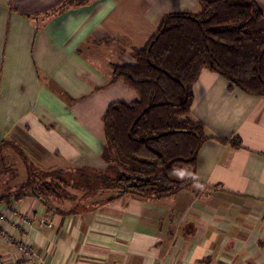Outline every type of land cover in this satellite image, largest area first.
I'll return each instance as SVG.
<instances>
[{"label":"crops","instance_id":"1","mask_svg":"<svg viewBox=\"0 0 264 264\" xmlns=\"http://www.w3.org/2000/svg\"><path fill=\"white\" fill-rule=\"evenodd\" d=\"M197 10V0H0V142L36 167H103L102 114L137 98L112 67L134 62L163 15ZM190 112L211 139L187 190L124 195L80 214L27 190L0 205L11 237L0 238V264H264V94L229 90L202 70ZM13 153L0 149L18 170L5 182L12 196L25 179Z\"/></svg>","mask_w":264,"mask_h":264},{"label":"trees","instance_id":"2","mask_svg":"<svg viewBox=\"0 0 264 264\" xmlns=\"http://www.w3.org/2000/svg\"><path fill=\"white\" fill-rule=\"evenodd\" d=\"M197 1L195 12L163 15L133 52L132 64L112 67L113 80L137 98L111 102L102 114L103 167L40 170L17 146L2 141L0 149L9 146L22 161L25 179L13 196L0 195V205L9 207L28 190L46 208L68 203V211L54 209L80 214L124 195L159 200L193 185L199 149L211 139L190 112L201 71L222 77L229 90L264 94V13L253 0Z\"/></svg>","mask_w":264,"mask_h":264},{"label":"rangeland","instance_id":"3","mask_svg":"<svg viewBox=\"0 0 264 264\" xmlns=\"http://www.w3.org/2000/svg\"><path fill=\"white\" fill-rule=\"evenodd\" d=\"M14 154V153H13ZM15 155V154H14ZM16 156V155H15ZM17 162L20 164V166L22 168L23 167V164L21 161H19L17 158H16ZM2 161V160H1ZM13 161H8L6 158H4V161L1 162L0 164V195L5 193H10L11 194V190L9 186L7 185H4L5 182H8L9 179L11 178H16L15 177V174L18 175V170L17 169H14L12 167H14L13 165H11ZM49 163H46L45 161H43V164H40L39 166H37L38 168L42 169V170H47L49 169V166L47 165ZM7 168V169H6ZM11 181V180H10ZM6 235V234H5ZM7 236V235H6ZM11 238V237H10ZM5 241V240H4ZM5 242H9V240L5 241Z\"/></svg>","mask_w":264,"mask_h":264},{"label":"built area","instance_id":"4","mask_svg":"<svg viewBox=\"0 0 264 264\" xmlns=\"http://www.w3.org/2000/svg\"><path fill=\"white\" fill-rule=\"evenodd\" d=\"M7 222L6 216L4 214V207L0 206V223ZM0 238L2 240H11L10 237L6 236L3 231L0 230ZM18 251L22 252L23 254L27 255L30 253L29 246L26 244H20L17 247ZM30 260V259H29Z\"/></svg>","mask_w":264,"mask_h":264}]
</instances>
